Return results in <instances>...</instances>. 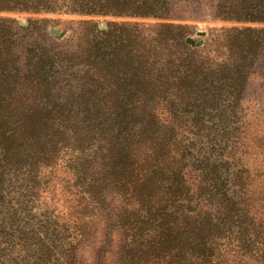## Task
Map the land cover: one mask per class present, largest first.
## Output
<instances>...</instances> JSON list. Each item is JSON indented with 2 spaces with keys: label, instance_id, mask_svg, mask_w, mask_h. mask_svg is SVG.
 Here are the masks:
<instances>
[{
  "label": "trees",
  "instance_id": "trees-1",
  "mask_svg": "<svg viewBox=\"0 0 264 264\" xmlns=\"http://www.w3.org/2000/svg\"><path fill=\"white\" fill-rule=\"evenodd\" d=\"M61 11L92 16L210 18L264 25V0H0V13ZM170 27L172 39L165 40L167 34L162 28L159 36L163 40H159L155 50L140 53L125 49L120 45L124 41L119 44L108 40L111 33L108 31H98L96 42L89 47L85 62L95 69V73L111 76L116 107L111 116L92 113L81 120L80 132L85 138L96 140L95 159L101 160V167L91 181L80 179L82 193L88 196V203L79 214L84 223L81 233L84 235L88 226L86 208L96 204L109 208L108 235L115 231L126 237L123 241L129 252L121 257L122 264H216L213 257L219 239L208 240L207 231H223L224 228L230 236L244 242L243 249L245 246H258L264 260V243H260L254 230L244 224L239 229L234 227V222L228 224L239 211L232 201L233 195L230 196L224 185L238 176L230 178L228 162L223 160L221 145L225 140L208 141L210 151L197 161L205 176L212 181L210 194L215 193V188L217 190L216 201L214 199L213 202L215 213L208 214L207 223L203 224L199 215L193 216L185 211L168 214L165 195L152 201L143 199L144 193L151 195L156 191L168 173L176 180L169 191L181 187L175 168L180 167L185 157L178 149L182 156V160H178L177 154H172L168 139L155 133L149 121L139 120L132 107L134 99L139 96H151L150 91L143 89L147 85L140 78L141 68L144 69L142 65L151 61V52L156 54L172 46H181L185 50L182 55L171 57L165 69L154 68V71L157 73L159 70L162 72L160 75L165 73L168 76L167 104L170 103L175 112L191 108L189 110L196 117L207 116L210 111L207 109L220 103L237 105L244 100L250 78L264 64V26L236 27L225 31L228 54L217 64L199 60L196 56L198 51L184 41L183 28L178 25ZM21 30L27 31L18 27L15 19L0 17L1 186L17 183V180L13 181L16 175L28 180L35 165L57 159L63 146L61 134L69 130L77 132L79 126L77 121L70 125L41 117L53 112L47 107L51 101L47 99L55 96L58 57L35 41L25 43V40H20ZM128 54L132 57L128 58ZM23 59L26 60V71L19 67ZM130 70L137 73H128ZM89 88L90 85L85 87L86 90ZM28 91L32 93L30 100L34 102L25 111L29 117L21 118L16 112L17 103L22 102L23 97L16 96L19 93L27 95ZM109 191L115 192L119 198L115 207L111 206L113 202L106 200L111 193ZM153 201L160 204L155 205ZM114 210L118 212L115 214ZM41 243L35 249L36 264H48L56 247L50 235ZM76 248L70 245L71 250ZM105 248V245L101 247ZM72 257L65 264H76Z\"/></svg>",
  "mask_w": 264,
  "mask_h": 264
},
{
  "label": "rangeland",
  "instance_id": "rangeland-1",
  "mask_svg": "<svg viewBox=\"0 0 264 264\" xmlns=\"http://www.w3.org/2000/svg\"><path fill=\"white\" fill-rule=\"evenodd\" d=\"M0 17L13 18L18 27L26 28L27 31L21 30L20 40H25V43L35 41L58 57L55 96L47 99L48 102L51 100L47 107L53 112L41 117L70 125L79 122L77 132L69 130L61 134L63 146L57 159L35 165L28 180L16 175L13 181L17 180V183L0 185V264H36L35 249L42 245L41 240L47 235L51 236L56 247L48 264H65L72 256L76 264H122L121 257L129 252V248L123 241L126 238L124 235L115 231L108 235L109 208L96 204L86 208L88 226L84 235L81 233L84 223L79 218L88 203V196L82 193L80 179L83 177L91 181L101 167V160L95 159L96 140L82 135L81 120L92 113L111 116L116 107L111 76L95 73V69L85 62L89 47L97 40L98 31L111 32L108 40L118 41L119 44L124 41L120 45L125 49L142 53L155 50L159 40H163L159 36L162 28L167 34L165 40L169 41L173 35L170 26L178 25L183 28L184 41L198 51L196 56L199 60L206 64H217L228 54L225 31L264 25L210 18L92 16L64 11L3 12ZM52 29L63 36L53 34ZM189 40L194 43L191 44ZM170 43L173 44V41ZM183 51L181 46H172L156 54L151 52V61L142 65L144 69L141 68L143 72L140 78L147 85L143 89L150 91L151 96L134 99L132 107L135 116L139 120L149 121L155 133L168 139L172 154H177L178 160H182L180 152L185 155L180 167L175 168L182 186L169 191L176 180L168 173L156 191L151 195L144 193L143 199L152 201L157 200V196L165 195L168 214L185 211L193 216L199 215L203 224L207 223L205 219L208 214L215 213L213 202L214 199L216 201L217 190L215 188V193L210 194L212 181L205 176L197 161L210 151L208 141L223 139L221 149L223 160L228 162L230 178L238 176L224 185L230 196L233 195L232 201L239 211L228 224L234 222V227L238 229L242 228V224L246 225L259 236L260 243H264V64L250 78L244 100L237 105L220 103L208 108L207 116L196 117L189 110L191 108L181 106L183 110L175 112L170 103L167 104L165 91L169 84L168 76L165 73L160 75L162 72L159 70L157 73L154 71V68L165 69L168 60L182 55ZM131 57L128 54V58ZM25 62V59L19 62L23 71L27 69ZM132 72L137 73L128 71ZM132 81L135 82L134 79ZM87 85L90 88L86 90ZM19 96L23 99L17 103L16 113L18 117L28 118L25 111L33 105L34 100H30L32 93H19L16 97ZM25 104L28 106L25 107ZM111 193L106 200L113 202L111 206L115 207L119 198L115 192ZM157 202L153 201L155 205L160 204ZM162 208L165 206L162 205ZM117 212L114 210L115 214ZM207 234L208 240L219 239L213 257L216 264H264L263 253L259 252L258 246H245L243 249L244 242L230 236L227 228L223 231L208 230ZM70 245L77 248L71 250ZM103 245L105 249H101Z\"/></svg>",
  "mask_w": 264,
  "mask_h": 264
},
{
  "label": "water",
  "instance_id": "water-1",
  "mask_svg": "<svg viewBox=\"0 0 264 264\" xmlns=\"http://www.w3.org/2000/svg\"><path fill=\"white\" fill-rule=\"evenodd\" d=\"M22 25H25L26 23H21ZM52 33L53 34H60V32L58 31V30H56V29H52ZM61 36H63V34H60ZM189 42L191 43V44H193L194 43V41L193 40H189Z\"/></svg>",
  "mask_w": 264,
  "mask_h": 264
}]
</instances>
